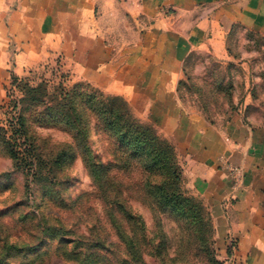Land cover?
Returning <instances> with one entry per match:
<instances>
[{"label":"rangeland","instance_id":"374dc122","mask_svg":"<svg viewBox=\"0 0 264 264\" xmlns=\"http://www.w3.org/2000/svg\"><path fill=\"white\" fill-rule=\"evenodd\" d=\"M22 44L26 40L14 37L7 17L1 20L0 264H79L89 256L95 264H116L123 253L115 245L110 213L119 192L124 208L130 205L140 215L161 255L176 252L172 238L186 239L191 251L197 245L191 244V226L161 198L172 189L202 204L212 232L201 227L200 236L210 239L221 264H231L219 257L210 205L194 183L188 139L142 116L123 96L74 78L62 54H29ZM226 50L223 57L188 56L176 87L179 107L212 126L225 125L240 110L248 123L264 128V36L236 25ZM109 107L122 116L120 124L132 121L131 132L153 136L152 156L159 154V160L123 140L127 128L108 124ZM19 116L50 166L42 162L39 168L25 155L24 138L16 133ZM1 140L14 147L16 162ZM189 256L205 262L203 253ZM144 259L156 264L157 257L145 252Z\"/></svg>","mask_w":264,"mask_h":264},{"label":"crops","instance_id":"0c3cea01","mask_svg":"<svg viewBox=\"0 0 264 264\" xmlns=\"http://www.w3.org/2000/svg\"><path fill=\"white\" fill-rule=\"evenodd\" d=\"M0 9L26 53L62 54L74 78L187 138L220 259L264 264V128L240 110L204 124L176 97L192 52L223 57L236 25L264 36V0H0Z\"/></svg>","mask_w":264,"mask_h":264},{"label":"trees","instance_id":"16d2710c","mask_svg":"<svg viewBox=\"0 0 264 264\" xmlns=\"http://www.w3.org/2000/svg\"><path fill=\"white\" fill-rule=\"evenodd\" d=\"M105 113L107 117H111L112 120L108 122L109 125L122 128L123 126L127 128L122 134L123 140H126L127 143L138 146L139 148H144L146 151V155H151L152 160H159L158 155L152 156L153 148H152V139L153 136L145 135L140 136L135 132H131L129 130L132 121L129 123L127 119L125 121H121V115L118 114L113 108L105 109ZM109 115V116H108ZM78 117V116H77ZM123 132V131H121ZM16 133L19 137L24 138V144L26 145L24 151L26 152L30 163L35 160L38 162V167L41 168V163H44V166L47 164L49 159H44L39 153L36 144L34 143L31 136H29L27 130L24 126V121L22 116L18 118V129H16ZM126 133V134H125ZM3 143L4 150L8 153L10 158L16 162L17 160V152L14 150V147L10 146L8 142L5 140H1ZM60 157V154L55 156L54 161H57ZM150 157V159H151ZM47 160V161H46ZM32 167V165H31ZM29 168V167H28ZM38 179L40 173L35 174ZM41 179V177H40ZM174 180H178V175L175 176ZM174 181V182H175ZM161 198L164 203L172 205L175 209L178 210L179 217L186 221L191 226V231H193V235H190L191 244L197 242V245L194 246L190 251V246H184L186 239L175 240L172 238L169 240L171 246L178 244L176 246V252L172 257L167 258L163 254L158 251V246L155 243V239L151 234L146 233V229L144 227V222L139 214L134 211H130L131 206H125L124 208V198H122L121 192L117 193L116 196L111 201V220L116 227V242L115 245H119L122 249H118V253H123L122 256L117 258L116 264H147L144 259V253H153V256L157 257L155 261L156 264H199L194 258H191L189 254L194 253V255H200V253L204 254V263L202 264H221L219 260L216 259L214 252L211 248L212 242L209 238L200 236V228L207 226L208 231L211 234L212 228L210 224V218L208 213L205 212L202 204L194 199L185 197L181 194L178 189H172L169 193L161 195ZM196 230V232H195ZM165 244V243H164ZM198 246V247H197ZM194 251V252H193ZM116 254V253H115ZM91 259L90 264H95V257H88V261ZM98 260V259H97ZM96 260V261H97ZM87 261V263H88ZM84 260H80L79 264H87Z\"/></svg>","mask_w":264,"mask_h":264}]
</instances>
